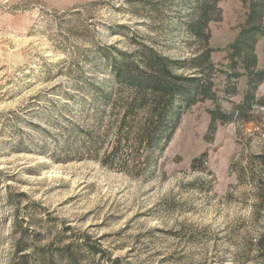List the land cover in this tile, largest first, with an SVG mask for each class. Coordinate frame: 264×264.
I'll return each mask as SVG.
<instances>
[{"label": "rangeland", "instance_id": "rangeland-1", "mask_svg": "<svg viewBox=\"0 0 264 264\" xmlns=\"http://www.w3.org/2000/svg\"><path fill=\"white\" fill-rule=\"evenodd\" d=\"M147 48L210 88L162 147L117 136L103 99L108 57ZM262 97L264 0H0V264L67 245L79 264H264V202L238 177L264 178Z\"/></svg>", "mask_w": 264, "mask_h": 264}, {"label": "trees", "instance_id": "trees-1", "mask_svg": "<svg viewBox=\"0 0 264 264\" xmlns=\"http://www.w3.org/2000/svg\"><path fill=\"white\" fill-rule=\"evenodd\" d=\"M202 28L200 22L191 25L196 35H202ZM246 33L248 35L237 42L238 49L241 46H254L257 33L252 31ZM131 56L127 52H120L118 56L108 57L116 86L105 94L103 98L105 105L109 106L117 118V136L126 130L128 134L126 136L132 135L133 141L138 146L162 147L172 138L176 130L182 107L191 105L198 95L206 93L210 88L206 90L207 82L202 83L196 77L175 74L171 59L153 48H147L140 61H132ZM249 56L250 53L245 58L248 72L251 71V62L255 64V57ZM251 84L254 85L253 76H251ZM118 85L123 88V92L117 90ZM260 101L263 102L264 97ZM245 109L246 106L238 108L234 115L240 118ZM103 112L105 111L96 114V121L102 119ZM213 118L228 119V116L216 114ZM117 150L118 147H115L111 154L115 155ZM258 158L264 165V153ZM238 177L240 179L254 177L253 182L256 183L259 199L264 202V178L255 177L254 172L247 169L240 172ZM84 253L80 248L73 251L71 246L67 245L57 258L41 256L38 264H79L85 256ZM117 261L109 260L108 263L115 264ZM36 263L29 260L28 254H21L14 262V264Z\"/></svg>", "mask_w": 264, "mask_h": 264}]
</instances>
